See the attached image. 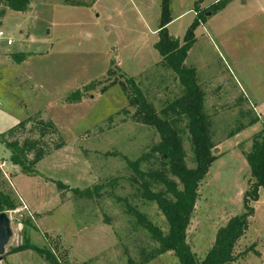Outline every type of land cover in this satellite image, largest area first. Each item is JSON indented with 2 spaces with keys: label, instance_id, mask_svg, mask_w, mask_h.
<instances>
[{
  "label": "rangeland",
  "instance_id": "374dc122",
  "mask_svg": "<svg viewBox=\"0 0 264 264\" xmlns=\"http://www.w3.org/2000/svg\"><path fill=\"white\" fill-rule=\"evenodd\" d=\"M217 1L170 0L171 21L166 25L168 34L182 43L200 10L195 40L184 60L204 93L215 154L200 182L187 229V243L199 259L212 248L217 230L243 212L250 178L244 153L253 135L264 129V0H229L212 13L209 8ZM161 2L30 0L26 10L5 9L0 17V134L32 118L51 123L64 142L29 173L10 162V152L0 142V190L17 204L6 211L12 235L1 264H49L33 250L11 252L27 235L30 243L52 248L62 264L65 254L78 263L131 264L128 259L142 262L146 252L155 250L145 231L133 230L134 219L122 203L107 194L128 198L166 231L156 204L135 194L139 180L124 159L110 154L142 157V170L160 166L152 151L160 134L136 119L127 79L159 116L184 91L155 48ZM251 116L258 119L228 137ZM170 118L181 136L186 165L193 167L186 120ZM30 126L32 122L26 129ZM23 134H17L20 140ZM113 178L117 181L106 187V194L91 199L61 193L57 187L60 182L81 190ZM152 187L164 190L161 184ZM252 207L248 226L233 245L235 258L227 264L264 263V187ZM26 219L30 223L24 227ZM142 264L180 261L166 251Z\"/></svg>",
  "mask_w": 264,
  "mask_h": 264
},
{
  "label": "trees",
  "instance_id": "16d2710c",
  "mask_svg": "<svg viewBox=\"0 0 264 264\" xmlns=\"http://www.w3.org/2000/svg\"><path fill=\"white\" fill-rule=\"evenodd\" d=\"M0 1L3 3V7L0 8V17L4 15L5 9L24 11L28 8L30 2V0ZM227 1L229 0H218L212 9L209 8V11L213 13L216 8L218 10L219 7L225 6ZM169 4L170 0H162L161 2L159 40L155 44V48L176 74L181 86L184 88L183 93L162 109L163 116H159L145 99H142L141 90L134 81L131 78L127 79L133 87L132 101L137 105L134 114L137 117L136 119L143 124L154 127L160 134L159 142L152 148L160 166L158 169L142 170L140 168L142 157L130 160L124 154L110 153L113 156L119 155L124 159L134 177L139 180V186L135 194L147 202L156 204L160 215L166 222V231L154 223L147 213L141 211L128 198L116 194L107 195L114 201L122 203L124 212L132 220L134 219L133 230L136 228L142 229L148 234L150 242L156 245L153 252H146V257L142 262H133L132 259H128V263L142 264L163 252L172 251L178 257L180 264H227L235 258L232 253L233 245L244 234L248 226V219L253 214L252 202L258 197V189L264 187V129L253 135L250 149L244 153L250 169V178L248 188L243 193V212L231 216L227 224L217 230L216 241L207 255L202 259L197 258L187 243V229L195 208L200 182L215 158L208 131V116L204 111V93L196 82L194 70L184 64L187 51L195 40L194 29L201 21L198 16L200 10L196 11L195 18L185 31L182 43H179L166 31V25L171 21ZM205 14L206 12L203 13V15ZM17 55L23 56L24 53L19 52ZM173 115L186 120L185 125L190 137L195 163L193 167H187L186 165L181 136L176 129L175 120L170 118ZM257 119V116H251L247 123H242L229 131L228 137L252 124ZM30 122H32V126L26 129L27 124ZM22 132H24V136L20 140L17 134ZM0 142L9 150L10 162L17 165L19 170L25 173L32 172V167L36 162L64 143L55 126L43 120L34 122L32 118H26L9 129L6 134H0ZM169 175L174 176L177 181L170 178ZM116 181L117 178H113L105 183L94 184L92 187L81 190L70 188L60 182L57 183V187L61 193L66 191L71 192L76 197L91 199L106 194V187L113 186ZM153 183L163 185L164 190H154ZM135 194L131 197H134ZM16 207L17 204L11 196L0 190V212L13 210ZM106 222L110 221L106 218ZM29 223L28 219L24 220V227ZM24 238V242L13 247L11 252L33 250L49 264H62L52 248L49 246L39 247L30 243L28 235ZM65 259V264H75L69 261L67 254H65ZM78 264L88 263L81 262Z\"/></svg>",
  "mask_w": 264,
  "mask_h": 264
},
{
  "label": "water",
  "instance_id": "95a60500",
  "mask_svg": "<svg viewBox=\"0 0 264 264\" xmlns=\"http://www.w3.org/2000/svg\"><path fill=\"white\" fill-rule=\"evenodd\" d=\"M12 235L10 217L6 211L0 212V264L5 253V246Z\"/></svg>",
  "mask_w": 264,
  "mask_h": 264
},
{
  "label": "crops",
  "instance_id": "0c3cea01",
  "mask_svg": "<svg viewBox=\"0 0 264 264\" xmlns=\"http://www.w3.org/2000/svg\"><path fill=\"white\" fill-rule=\"evenodd\" d=\"M105 221H106V219H105ZM68 257H69L70 261L74 262L75 264H78V261L76 259L71 258L70 255H68Z\"/></svg>",
  "mask_w": 264,
  "mask_h": 264
},
{
  "label": "built area",
  "instance_id": "2783aa9c",
  "mask_svg": "<svg viewBox=\"0 0 264 264\" xmlns=\"http://www.w3.org/2000/svg\"><path fill=\"white\" fill-rule=\"evenodd\" d=\"M2 35H3L2 31H0V36H2ZM6 42H7V44H10L11 40L7 39Z\"/></svg>",
  "mask_w": 264,
  "mask_h": 264
}]
</instances>
